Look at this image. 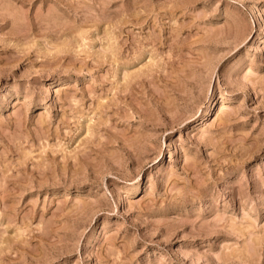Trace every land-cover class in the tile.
<instances>
[{
	"label": "rangeland",
	"instance_id": "obj_1",
	"mask_svg": "<svg viewBox=\"0 0 264 264\" xmlns=\"http://www.w3.org/2000/svg\"><path fill=\"white\" fill-rule=\"evenodd\" d=\"M0 264H264V0H0Z\"/></svg>",
	"mask_w": 264,
	"mask_h": 264
},
{
	"label": "bare ground",
	"instance_id": "obj_2",
	"mask_svg": "<svg viewBox=\"0 0 264 264\" xmlns=\"http://www.w3.org/2000/svg\"><path fill=\"white\" fill-rule=\"evenodd\" d=\"M259 16H261V14H258ZM260 19V18H259ZM121 198V197H120ZM121 201L123 202V199H121Z\"/></svg>",
	"mask_w": 264,
	"mask_h": 264
}]
</instances>
